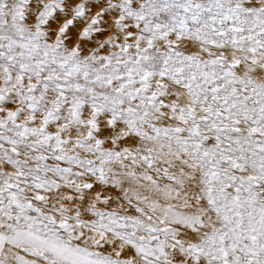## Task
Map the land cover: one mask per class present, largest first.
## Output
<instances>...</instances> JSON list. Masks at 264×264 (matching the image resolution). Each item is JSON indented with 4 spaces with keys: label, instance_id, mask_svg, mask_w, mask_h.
<instances>
[{
    "label": "snow or ice",
    "instance_id": "snow-or-ice-1",
    "mask_svg": "<svg viewBox=\"0 0 264 264\" xmlns=\"http://www.w3.org/2000/svg\"><path fill=\"white\" fill-rule=\"evenodd\" d=\"M0 264H264V0H0Z\"/></svg>",
    "mask_w": 264,
    "mask_h": 264
}]
</instances>
